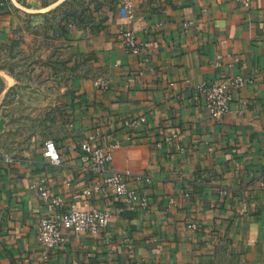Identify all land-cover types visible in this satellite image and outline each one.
Returning <instances> with one entry per match:
<instances>
[{
  "label": "crops",
  "instance_id": "1",
  "mask_svg": "<svg viewBox=\"0 0 264 264\" xmlns=\"http://www.w3.org/2000/svg\"><path fill=\"white\" fill-rule=\"evenodd\" d=\"M57 2L0 0V45L21 28V15L49 12ZM122 30L135 32L139 54L126 51ZM57 31L82 70L59 105L61 163L51 165L43 146L6 155L0 264H264V0L248 7L182 0L165 14L135 12L133 22L122 8L101 25ZM231 76L251 83L212 119L194 89ZM140 116L146 124L138 140L123 142L109 165L134 193L127 200L88 172L80 145ZM167 135L174 136L169 144ZM40 183L66 209L108 211L106 231L63 232V245L45 261L36 238L33 186Z\"/></svg>",
  "mask_w": 264,
  "mask_h": 264
},
{
  "label": "rangeland",
  "instance_id": "2",
  "mask_svg": "<svg viewBox=\"0 0 264 264\" xmlns=\"http://www.w3.org/2000/svg\"><path fill=\"white\" fill-rule=\"evenodd\" d=\"M53 0H39L42 7ZM182 0H59L49 12L21 15V28L0 45V166L17 156L56 143L65 130L60 101L82 72L59 31L90 26L131 3L141 15L165 14ZM98 21V22H97Z\"/></svg>",
  "mask_w": 264,
  "mask_h": 264
},
{
  "label": "built area",
  "instance_id": "3",
  "mask_svg": "<svg viewBox=\"0 0 264 264\" xmlns=\"http://www.w3.org/2000/svg\"><path fill=\"white\" fill-rule=\"evenodd\" d=\"M240 4L248 7L257 0H237ZM124 18L128 22L135 20V10L131 3L123 5ZM120 37L126 51L137 55L142 51L133 30L120 31ZM251 83L250 80L241 76H231L220 79L210 84H201L195 87V95L201 97V105L212 119H220L229 111V103L232 101L235 90ZM104 87V85H103ZM105 88V87H104ZM146 124L144 116L135 119H125L118 126L111 125L109 131L98 139L90 138L81 143V160L88 164V172L93 174L99 182L112 188L117 196L125 197L127 200L135 198L133 192L127 188V180L121 174L112 173L109 165L112 161L113 152L120 148L123 142L129 144L138 140L142 125ZM123 130L127 131L123 134ZM174 136L167 135L164 143H171ZM161 147V143H156ZM43 157L53 166L61 163L58 148L54 141L47 140L43 145ZM3 161L11 164V157L5 156ZM264 181V174L262 175ZM96 188V187H95ZM36 196L40 201V218L36 228V238L43 250V258L50 261L53 251L61 247L65 241L63 232H72L76 236L99 235L106 231L111 220V214L106 210L90 209L77 210L66 209L62 199L52 196L42 183L33 186ZM89 195L90 191L83 192ZM143 207L145 204H142Z\"/></svg>",
  "mask_w": 264,
  "mask_h": 264
}]
</instances>
